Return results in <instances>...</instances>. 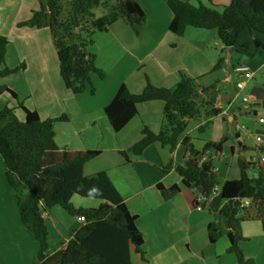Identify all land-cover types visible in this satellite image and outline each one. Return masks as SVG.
Returning a JSON list of instances; mask_svg holds the SVG:
<instances>
[{
    "label": "crops",
    "instance_id": "obj_1",
    "mask_svg": "<svg viewBox=\"0 0 264 264\" xmlns=\"http://www.w3.org/2000/svg\"><path fill=\"white\" fill-rule=\"evenodd\" d=\"M15 1L0 0L7 6ZM136 1L146 14L143 26L133 30L123 20L118 19L107 30L94 33L89 50L95 56L96 66L104 71L105 76L100 78L96 73H91L93 91L87 89L81 93H73L64 86L60 80L58 59L53 60L50 48L47 53L40 52V46L48 48L46 38L50 35L49 32L44 28L18 27L19 19L10 21L8 26L10 31H1L5 30L8 17L0 14V35L13 34L19 38L22 49L17 61L19 65L24 66L16 73L25 86L21 92L12 83L3 84L17 96L16 99L12 97L13 105H5L14 108L19 118L23 117V112L17 107L18 102L27 109L36 111L42 119L65 116L66 119L55 121L53 124L57 145L69 149L100 151L97 156L83 164L82 171L84 175L104 171L122 196L130 213L137 216L135 225L142 233L144 258L130 243L128 249L131 264H237L235 254L227 251L229 240L226 236H221L213 243L208 239L207 224L223 203L220 187H215L202 209L198 210L194 202L197 198H202L200 187L190 189L183 186L181 177L175 170L177 165L184 163V146L179 142L175 149L170 151L167 146L153 143L140 155H132L129 151V148L141 138L144 127L153 132L159 131L164 102L154 99L137 103V113L119 131L111 128L103 108L121 83H125L130 92L138 93L147 81L155 86L171 87L179 81L181 72L196 80L199 75H216L217 78L211 83L198 82V85L199 88L216 85L214 102L215 106L222 108V112L211 118V123L200 137L191 141L195 148L202 149L206 141H218L224 135L228 136L221 151L213 154L214 168L219 180L224 181L239 178V158L250 162L264 158V152L260 153L259 149L261 143H264V122H259V118L264 117V84L252 85L248 90L258 100L254 105L243 107L235 105L234 85L235 94L233 93L228 101L223 103V95L217 89L220 82L218 74L222 71V81L232 83L233 70L230 62L228 65L225 63L222 69L210 72L219 56L215 60L207 57L202 69L206 71L197 73L187 68L183 56H186L189 50L203 55L198 46L201 42L186 38L190 31L188 27L182 36L169 30L172 12L167 6V0ZM211 2L223 6L230 0ZM33 6L25 12L35 10ZM242 33L244 31L239 37L246 35ZM248 35L253 36L250 33ZM258 37L264 42V34H258ZM11 47L8 41L7 56ZM221 47V43L218 44V51ZM238 51L244 56L242 47ZM232 52L233 50L230 57ZM261 57L262 61L252 69L254 74L264 66V57ZM5 64L13 66L7 60ZM103 84V92H99V86ZM230 101L232 103L228 106ZM96 115L97 118L94 120ZM229 116L233 122L237 118L242 120L246 127L242 128L236 121L228 131ZM251 116L258 119L254 120ZM194 119L195 125L186 131L190 136H194L197 127L205 122L202 113L189 121ZM98 120L103 126H90ZM249 143L253 146L248 147ZM121 150L126 151L127 160L120 154ZM209 153L210 151H207L203 154V159ZM170 160L172 166L166 169L165 166ZM0 163L3 165L2 159ZM251 170L255 174L256 169L251 167ZM4 171L5 168L0 170V264H33L38 245L33 234L19 221L15 197L7 185ZM158 183L164 187L177 184L180 191L165 199L157 188ZM77 196L72 195L70 198L75 207H96L100 203L98 199L95 202L90 201L91 198L83 199ZM43 217L47 227L49 254L66 243L81 226L76 215L69 214L58 205L43 211ZM239 231L244 237L239 242L244 256L251 259L253 264H264V231L260 220L258 218L242 220Z\"/></svg>",
    "mask_w": 264,
    "mask_h": 264
},
{
    "label": "trees",
    "instance_id": "obj_2",
    "mask_svg": "<svg viewBox=\"0 0 264 264\" xmlns=\"http://www.w3.org/2000/svg\"><path fill=\"white\" fill-rule=\"evenodd\" d=\"M37 2L38 8L31 17L18 22L17 26L49 29L58 59L59 75L64 86L73 93L87 89L93 91L91 73H96L100 78L105 76L104 71L96 66L95 56L89 50L94 33L107 30L118 19L133 30L146 22V14L136 0ZM99 6L104 13L95 17L92 10ZM167 6L172 12L168 28L177 35L182 36L187 27L216 30L222 47L210 72L224 67L225 50H235L242 31L247 30L252 34L255 47L264 50V42L257 37L264 34V0H230L223 6L215 5L211 0H199L196 4L167 0ZM7 43V38L0 35V65L5 64ZM18 69L2 67L0 77ZM215 87V84H211L199 88L196 78L183 72L179 81L171 87H159L147 81L138 93L130 92L127 85L121 83L103 111L111 128L119 131L137 113V103L154 99L164 102L159 131L153 132L144 127L141 138L129 151L137 156L153 143L167 146L172 151L180 142L185 148L184 163L177 165L175 170L183 186L190 189L200 187L202 206L216 185L220 184L223 203L207 224L209 241L213 243L226 236L229 240L227 251L235 254L237 264H253L239 246L244 239L239 225L244 219L256 217L264 231V161L250 162L239 158V178L220 182L214 168L213 154L221 151L228 136L224 135L218 141L208 140L202 149H197L191 141L192 136L186 133L189 119L203 113L205 122L197 127V131L204 132L211 118L222 112V108L215 106ZM3 92L17 98L16 93L6 85H0V95ZM17 107L23 112L22 118L16 115L12 107L4 105L0 109V157L6 182L15 197L19 221L33 234L38 245L33 264H131L130 243L144 258L142 233L135 225L137 216L130 213L106 173L83 174V164L100 151L58 146L53 124L56 120L66 119L65 116L42 119L36 111L27 109L21 102L17 103ZM259 147L264 152V143ZM207 151L210 153L203 159ZM120 154L128 159L126 151L121 150ZM171 166L170 160L165 167L169 169ZM251 167L256 169L253 175L247 172ZM157 188L165 199L180 191L177 184L164 187L158 183ZM72 195L98 199L100 203L96 207H75L70 201ZM57 205L71 215H83L85 222L66 243L49 254L43 211Z\"/></svg>",
    "mask_w": 264,
    "mask_h": 264
},
{
    "label": "rangeland",
    "instance_id": "obj_3",
    "mask_svg": "<svg viewBox=\"0 0 264 264\" xmlns=\"http://www.w3.org/2000/svg\"><path fill=\"white\" fill-rule=\"evenodd\" d=\"M190 2L193 4H196L198 1L190 0ZM0 5L2 6L1 11H3V12L0 11V14H3L4 17L5 16L8 17L6 19L8 21V24L6 25L5 30L4 29L1 30V31H5V32L10 31L8 28V26L10 25V21H12L14 19H19L20 21H23V20H27L28 18L31 17L32 12L34 10L32 12H28V13L25 12L27 9H29V7L34 5L33 7L35 8V10H36V8H38L37 0H34L33 2H31L29 0H23V1L16 0L14 3H11L9 6H7L3 2H0ZM92 11H93V14L95 17H100L104 13L102 7H100V6L93 8ZM21 27H23V26H21ZM44 29L47 32H49L48 28L45 27ZM188 30H190V31L188 34H186V38L188 40L196 39L197 41L201 42V44H198V43L197 44H198L199 48L201 49V53H203V55H201L199 53H195L197 51L193 52V51L189 50L187 52L186 56H183V58H185L187 68H189V69H191L197 73L198 72L200 73V71H206V70H202V69H203V64L207 60V57H211L212 59L215 60L216 58H218V56H220V51H218V44H220V41L218 39L217 32L215 29L208 30V29H201V28H196V27H188ZM49 34H50V32H49ZM242 34H246V35H244L246 37L241 35V37L238 38V41L234 46L235 50H233L232 56L230 57L229 62L231 65V69L233 66H235L236 64L241 62L245 65H248L250 67V69L252 70V69H255L256 65L258 63H260V61H262L261 56L264 57V50L261 48L255 47V45L253 43V39H252V37H250L248 35L249 32L247 30H245L244 33H242ZM2 35L5 36L6 38L8 37L7 40L9 39L8 41L11 43V46H12L8 56H7L8 51L5 52L4 62L6 63V60H7L8 63H10L13 66H9L7 64H1L0 68L5 67V66H7L9 68H14L16 66V67H19V69L16 70L15 72L5 76V77H0V81H1L0 85H3L6 82H8L10 84L12 83L21 92L23 90L24 84L21 82V80L19 79V77L16 73L19 72L20 70H22V68L24 67L22 65V68H21V65H19L18 61H17L21 55L22 45L20 44L19 38H17L15 35H13V34H9V36L4 35V34H2ZM257 37H258V35H257ZM48 38H46V41L48 42V48L46 46H40L39 47L40 52L42 51V52L47 53V52H49V48H50V52H52V58L54 56L53 60L57 61L56 51H55V48H54L53 43H52L51 35H48ZM49 43H50V45H49ZM241 47L244 49V52H243L244 56L238 51V50H240ZM231 73L233 75V82L232 83L227 82V81H222V71H220V73L218 74L220 77V82L217 86L218 87L217 89H219L218 92L223 95V98H222L223 103H226L228 101L229 96H231L233 93L235 94V91L233 89V85L235 84V82L237 80H240V79L243 80L244 79L242 76H240L235 71H232ZM198 77H199L198 80H196L197 84H198V82L206 83L207 81L209 83H211L212 81H214L217 78L216 75H212V74H205L203 76L199 75ZM2 78H6V79H2ZM261 83L264 84V66L259 68V70H257L255 72L254 77L248 82L247 87L242 92H238L236 90L238 92V96L235 98V105H237L239 107L249 105V104H245L242 102V100H241L242 95L244 93L248 92L249 88L252 85L260 86ZM103 87H104V84L100 85L98 91L103 92ZM24 88H25V86H24ZM1 96H2V98L0 99V109H2V107L5 104H8V105L14 104V101L12 100V96H10L8 93L3 92ZM251 105H254V104H251ZM60 116H62V115L56 116V118L60 117ZM202 116L204 117L203 113H202ZM96 118H97V115L95 116L94 120H96ZM251 118L254 120L258 119L256 116H251ZM56 121H63V120H56ZM236 121L238 122V124L242 128L246 127L243 124L242 120H240L238 118H237V120H235L233 122V125L236 123ZM195 123H196V119L190 120L189 124H188V126H189L188 128H191L192 126H194ZM90 126H103V125L98 120L96 123H94L93 125H90ZM107 126H109V125L107 124ZM194 133L195 134H193L194 136H192V139H194L196 137H200L202 134V132H199V131H196ZM248 145H249L248 147L253 146L250 143ZM261 152H263V151H260V153ZM0 160H1V157H0ZM214 162H215V160H214ZM2 168H4V166L0 163V170ZM247 172L249 175H253V171L251 170V168ZM218 178H219V176H218ZM220 182H222V181H220ZM216 187L219 188L220 184L216 185ZM80 198H82V197L80 196ZM83 199H89V198H83ZM90 201L96 202L97 199L92 198ZM245 210H247V209H245ZM245 210H243V213ZM251 213L254 214L253 211H251ZM254 218H256V217H254ZM81 225H82V223H81Z\"/></svg>",
    "mask_w": 264,
    "mask_h": 264
},
{
    "label": "built area",
    "instance_id": "obj_4",
    "mask_svg": "<svg viewBox=\"0 0 264 264\" xmlns=\"http://www.w3.org/2000/svg\"><path fill=\"white\" fill-rule=\"evenodd\" d=\"M233 71H235L236 73H238L240 76H242L244 79L243 80H237L234 84L235 89L238 92H242L247 85V81L251 80L253 78V74L254 72L249 68L248 65H245L243 63H238L235 66L232 67ZM236 91V94L234 95V98H236L238 96V92ZM242 102L245 104H256L258 102L256 96L254 94H252L251 92H246L242 95L241 98ZM233 101V100H232ZM231 101L228 103V106L231 105ZM259 122H264V117H260L259 118ZM260 142V140H259ZM261 160H264V158H261ZM202 161V160H201ZM215 189V188H214ZM201 202V198H197L195 200V208L198 210L202 209V205L200 204ZM243 202H247V200H243ZM78 219L80 220V222L83 224L85 222V218L83 215H79L77 216Z\"/></svg>",
    "mask_w": 264,
    "mask_h": 264
},
{
    "label": "water",
    "instance_id": "obj_5",
    "mask_svg": "<svg viewBox=\"0 0 264 264\" xmlns=\"http://www.w3.org/2000/svg\"><path fill=\"white\" fill-rule=\"evenodd\" d=\"M230 53H231V50L229 48H227L225 50V54H224V61H225L226 65H228V63H229ZM231 122H232V117L229 116L228 117V123H227L228 131H230V129H231Z\"/></svg>",
    "mask_w": 264,
    "mask_h": 264
},
{
    "label": "clouds",
    "instance_id": "obj_6",
    "mask_svg": "<svg viewBox=\"0 0 264 264\" xmlns=\"http://www.w3.org/2000/svg\"><path fill=\"white\" fill-rule=\"evenodd\" d=\"M214 191V190H213Z\"/></svg>",
    "mask_w": 264,
    "mask_h": 264
}]
</instances>
